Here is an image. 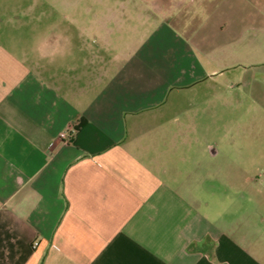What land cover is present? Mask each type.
I'll return each instance as SVG.
<instances>
[{
	"label": "crops",
	"instance_id": "0c3cea01",
	"mask_svg": "<svg viewBox=\"0 0 264 264\" xmlns=\"http://www.w3.org/2000/svg\"><path fill=\"white\" fill-rule=\"evenodd\" d=\"M139 1L0 0V264H264V0Z\"/></svg>",
	"mask_w": 264,
	"mask_h": 264
},
{
	"label": "rangeland",
	"instance_id": "374dc122",
	"mask_svg": "<svg viewBox=\"0 0 264 264\" xmlns=\"http://www.w3.org/2000/svg\"><path fill=\"white\" fill-rule=\"evenodd\" d=\"M89 1H93L95 4L99 5V7H101V8L108 6V3L120 4V5L127 6V7H134V6L137 7V6L141 5L139 0H120V1L119 0H89ZM133 32L134 31H132V33ZM126 34H128V33H126ZM119 36L121 37V34ZM127 36L134 37L135 36V32L132 35L128 34ZM184 77H189V76L188 75H184ZM189 88H191V87H189ZM189 88L186 87V88H175V89H176V91H178V89H183L182 91L187 92L188 91L187 89H189Z\"/></svg>",
	"mask_w": 264,
	"mask_h": 264
},
{
	"label": "built area",
	"instance_id": "2783aa9c",
	"mask_svg": "<svg viewBox=\"0 0 264 264\" xmlns=\"http://www.w3.org/2000/svg\"><path fill=\"white\" fill-rule=\"evenodd\" d=\"M68 132L67 131H62L61 133H60V136H61V138L63 139V140H67V138H68Z\"/></svg>",
	"mask_w": 264,
	"mask_h": 264
}]
</instances>
